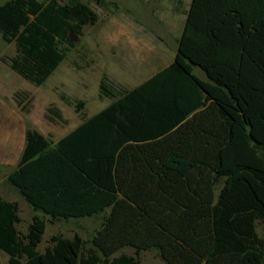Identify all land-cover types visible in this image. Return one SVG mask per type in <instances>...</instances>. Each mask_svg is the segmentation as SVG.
<instances>
[{
	"label": "trees",
	"instance_id": "1",
	"mask_svg": "<svg viewBox=\"0 0 264 264\" xmlns=\"http://www.w3.org/2000/svg\"><path fill=\"white\" fill-rule=\"evenodd\" d=\"M243 3L192 0L170 66L132 90L104 76L111 103L87 118L80 101L82 124L57 142L27 131L6 181L34 215L20 232L19 204L0 195L9 264H139L148 251L165 264H264V9ZM98 21L83 0H9L0 35L16 45L10 68L42 86L66 59L62 45ZM14 98L29 114L30 93ZM45 119L69 124L56 105ZM100 216L90 241L59 234L38 250L48 221Z\"/></svg>",
	"mask_w": 264,
	"mask_h": 264
},
{
	"label": "rangeland",
	"instance_id": "2",
	"mask_svg": "<svg viewBox=\"0 0 264 264\" xmlns=\"http://www.w3.org/2000/svg\"><path fill=\"white\" fill-rule=\"evenodd\" d=\"M9 0H0V5ZM47 1V0H40ZM99 15L95 25L83 27L75 46L62 45L69 51L65 61L42 85L36 86L17 75L10 63L17 56L15 43L4 42L0 35V195L19 204L21 222L18 230L27 233L34 212L6 179L19 164L29 129L57 142L77 124V104L84 102L82 115L92 116L105 109L111 100L100 97L104 76L118 88L131 90L154 72L167 66L174 57L177 40L184 27V13L191 0H83ZM30 93V113L22 112L15 93ZM56 105L70 122L67 126L45 119L50 106ZM48 220V218H46ZM102 217L60 220L47 223L38 250L43 252L55 235L72 239L75 235L90 241L100 228ZM258 233L264 227L258 224ZM91 245L87 244V248ZM122 253L133 255L132 249ZM0 264H9V257L0 251ZM139 264H165L156 251L143 252Z\"/></svg>",
	"mask_w": 264,
	"mask_h": 264
},
{
	"label": "crops",
	"instance_id": "3",
	"mask_svg": "<svg viewBox=\"0 0 264 264\" xmlns=\"http://www.w3.org/2000/svg\"><path fill=\"white\" fill-rule=\"evenodd\" d=\"M222 1H228V2H230L231 0H222ZM191 2H192V0L190 1V3H189V7H188V9L186 10V12L184 13V26H185V23H186V19H187V13H188V11H189V9H190V6H191ZM242 2H244L243 3V5L242 6H244V7H250L251 9H253V8H256L257 7V9H264V0H242ZM212 4V3H211ZM211 4H207V3H205V6L207 5L208 7L211 5ZM256 9V10H257ZM183 29H184V27H183ZM183 32V31H182ZM182 35V34H181ZM181 38V36L178 38V40H177V49H176V52H175V54H174V57H173V59L171 60V62L167 65V66H165V67H163V68H161V69H159L157 72H154V74H152V76H154L155 74H157L158 72H160L161 70H163V69H165V68H167L168 66H170L173 62H174V60H175V57H176V54H177V51H178V41H179V39ZM14 72V71H13ZM17 74V73H16ZM195 74L197 75V76H199V78H201L202 80H206V76H205V74H204V72L201 70V69H199V68H197L196 70H195ZM18 75V74H17ZM152 76H150L149 78H151ZM148 78V79H149ZM147 79V80H148ZM146 81V80H145ZM143 83V82H142ZM134 89V88H133ZM132 90V89H131ZM99 113V112H98ZM97 114V113H96ZM96 114H94V115H96ZM94 115H92V116H94ZM92 116H87L86 115V117L87 118H90V117H92ZM80 118H81V115H80ZM82 121H83V119L81 118V120H80V123L79 124H77L73 129H71L67 134H65L62 138H64L65 136H67L69 133H71L72 131H74L78 126H80L81 124H82ZM70 123V122H69ZM29 130H33V129H29ZM28 131V130H27ZM35 131V130H34ZM38 132V131H37ZM27 133V132H26ZM40 133V132H39ZM41 134V133H40ZM43 135V134H42ZM62 138H60V139H62ZM59 139V140H60ZM58 140V141H59ZM25 145H26V143H25ZM25 148V147H24ZM23 151H24V149H23ZM22 154H23V152H22ZM21 157H22V155H21ZM21 159V158H20ZM20 161V160H19ZM17 168V167H16ZM10 174V173H9ZM8 174V175H9ZM87 219V218H86Z\"/></svg>",
	"mask_w": 264,
	"mask_h": 264
},
{
	"label": "water",
	"instance_id": "4",
	"mask_svg": "<svg viewBox=\"0 0 264 264\" xmlns=\"http://www.w3.org/2000/svg\"><path fill=\"white\" fill-rule=\"evenodd\" d=\"M80 40V36H78L77 34L73 33L71 35V42L74 43V42H78Z\"/></svg>",
	"mask_w": 264,
	"mask_h": 264
}]
</instances>
